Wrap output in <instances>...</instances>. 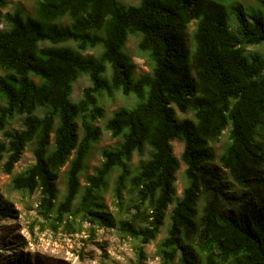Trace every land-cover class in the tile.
Here are the masks:
<instances>
[{"label": "trees", "instance_id": "trees-1", "mask_svg": "<svg viewBox=\"0 0 264 264\" xmlns=\"http://www.w3.org/2000/svg\"><path fill=\"white\" fill-rule=\"evenodd\" d=\"M6 2L0 0V160L10 173L31 146L34 161L11 186L39 190L37 215L61 224L80 194L77 207L87 218L111 224L97 211L98 191L116 170L119 228L139 241V260L172 204L157 244L161 264L176 257L179 264H264V154L257 140L264 128V18H247L238 0H139L126 7L119 0H36L34 15L4 14ZM130 33L139 35L148 73L136 74L124 51ZM97 48L96 56L81 54ZM81 74L90 86L72 101ZM115 91L138 102L104 120L119 140L101 149L102 161L81 187L80 172L102 133L93 124L104 118L98 96ZM14 120L19 128L7 129ZM227 127L219 165H212L211 143ZM174 139L183 142L186 184L173 202ZM64 165L65 193L56 203ZM14 216L0 204V218Z\"/></svg>", "mask_w": 264, "mask_h": 264}, {"label": "rangeland", "instance_id": "rangeland-1", "mask_svg": "<svg viewBox=\"0 0 264 264\" xmlns=\"http://www.w3.org/2000/svg\"><path fill=\"white\" fill-rule=\"evenodd\" d=\"M242 6L247 18L260 16L264 18V6L254 0H238ZM139 0H119V5L126 7L138 3ZM36 0H7L1 8L2 13L11 14L20 11L23 15L35 14ZM63 22L67 21L62 19ZM231 24L236 21L232 17ZM5 25L0 24V29ZM193 29V24L189 25L188 34ZM139 35L136 33L128 34L124 45V51L132 58L136 67V74L148 73L150 68L147 59L138 50L137 42ZM47 43V42H46ZM45 43V44H46ZM72 47V42H67ZM251 50H262L263 47L250 46ZM99 48L89 49L81 52L82 55L98 54ZM0 70V74H1ZM108 73V70H107ZM90 86V80L86 74H81L73 82L70 98L76 101L81 97L84 88ZM99 103L104 108V118H99L93 124L101 128L102 133L97 142H95L85 160L84 168L80 172V186L86 183V177L93 174L94 169L102 161L101 149L104 147H113L118 138L111 137L110 133L104 130V120L112 115V112L119 107H133L138 99L134 95L124 96L119 91L112 94L102 93L98 96ZM0 104L2 102L0 101ZM179 118L190 116L189 113L176 112ZM79 123V119L77 120ZM19 121L10 122L7 129L19 128ZM81 130V129H80ZM228 127L223 130L222 135L217 141L211 143L214 152V159L211 164L218 166V156L222 152L227 142ZM3 132L0 131V140L3 138ZM81 134V131H80ZM261 150L264 154V128L259 130L257 137ZM173 153L179 160V168L175 173V194L173 202L180 198L182 190L186 184L184 176L185 164L181 161V152L183 142L174 139L171 141ZM139 156L135 153L132 157V163L136 164ZM34 161L31 146L24 148L20 159L12 168L10 173L3 170L4 158L0 160V204H8L15 211L14 217L0 218V264H161V259L157 253V244L167 233L168 214L172 207H167V215L160 232L155 238L144 245V255L139 260L137 248L139 241L131 238L119 228V219L124 211L118 210L113 196V186L117 171L114 170L107 178L105 187L98 191L99 206L97 211L111 217V224L99 222L87 218L81 208L78 206V198L74 202L73 212L66 216L65 221L53 226L52 223L45 221L36 213V206L40 198L39 190L31 193L22 192L11 186V178L16 173L23 170ZM64 165L56 181L57 199L56 203L62 200L65 193V170ZM264 169V164L263 167ZM227 181L233 186L235 191L241 188L232 184L229 176L225 174ZM90 216V215H89ZM169 264H179L176 257Z\"/></svg>", "mask_w": 264, "mask_h": 264}]
</instances>
